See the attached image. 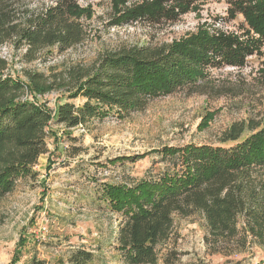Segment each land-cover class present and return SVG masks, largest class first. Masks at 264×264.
Segmentation results:
<instances>
[{"label": "trees", "instance_id": "trees-1", "mask_svg": "<svg viewBox=\"0 0 264 264\" xmlns=\"http://www.w3.org/2000/svg\"><path fill=\"white\" fill-rule=\"evenodd\" d=\"M21 1L0 0V50L8 44L13 50L25 47L26 61L32 62L36 51H63L83 41L78 20L87 11L72 0L57 1L41 13ZM196 1L142 0L118 11L112 25L141 20L173 25ZM228 5L231 19L243 17L242 34L210 33L201 26L167 46L102 54L89 67H73L53 78L26 70L13 77L0 56V196L18 178L35 175L38 158L47 152L52 116L29 95L62 92L53 123L70 134L112 113L120 119L142 110L149 100L194 86L211 69L241 68L248 57L263 56L264 0H228ZM78 98L83 99L80 106L70 102ZM153 155L156 160L141 179L101 189V199L122 219L116 238L122 264H156V247L169 238L175 216L198 213L217 235L234 236L240 220L264 229V116L260 123L231 125L217 145L164 146L110 163H135ZM92 258L79 251L71 263L87 264ZM31 264L46 263L32 259Z\"/></svg>", "mask_w": 264, "mask_h": 264}, {"label": "rangeland", "instance_id": "rangeland-1", "mask_svg": "<svg viewBox=\"0 0 264 264\" xmlns=\"http://www.w3.org/2000/svg\"><path fill=\"white\" fill-rule=\"evenodd\" d=\"M57 1L61 0H22L21 4L41 13ZM72 1L87 11L78 20L83 41L63 51L58 47L36 51L32 62L26 61L25 47H2L0 56L9 63L13 77L26 70L53 78L73 67H89L102 54L167 46L201 26L210 33L242 34L246 29L241 15L228 16V0H197L168 26L142 20L112 25L118 11L142 0ZM62 95L53 91L27 98L52 116L47 152L38 158L35 175L18 178L14 188L0 196V264H31L32 259L72 264L71 256L79 251L92 254L87 264H122L116 243L122 219L101 199V189L104 184L130 185L141 179L156 157L135 163L110 161L164 146L217 145L231 125L260 123L264 55L248 57L241 68L211 69L194 86L149 100L142 110L120 119L112 113L70 134L53 123ZM70 102L80 106L83 99ZM156 255V264H264V229L240 220L234 236L217 235L198 213L175 216L169 238L156 247Z\"/></svg>", "mask_w": 264, "mask_h": 264}, {"label": "built area", "instance_id": "built-area-1", "mask_svg": "<svg viewBox=\"0 0 264 264\" xmlns=\"http://www.w3.org/2000/svg\"><path fill=\"white\" fill-rule=\"evenodd\" d=\"M55 114V113H54ZM77 128H82L81 126L77 127Z\"/></svg>", "mask_w": 264, "mask_h": 264}]
</instances>
